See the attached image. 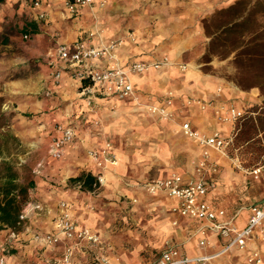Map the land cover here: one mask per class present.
I'll return each instance as SVG.
<instances>
[{"label":"crops","instance_id":"1","mask_svg":"<svg viewBox=\"0 0 264 264\" xmlns=\"http://www.w3.org/2000/svg\"><path fill=\"white\" fill-rule=\"evenodd\" d=\"M30 1L0 0V81L5 82L0 95L15 102L12 110L31 118L28 127L35 136L26 144L31 151L18 159L19 165L31 168L36 175L31 186L39 200L35 204L42 208L36 214L41 215L33 222L31 210L26 219L41 230L26 235V230L20 229L25 219L15 230L17 238L7 243L11 229L0 227L5 264H53L66 248L73 249L71 243H60L53 245L58 257H52L49 250L39 253L48 245L36 236L56 232V222L54 226L52 220L62 199L79 228L99 235L102 254L110 264L152 262L159 257L164 239L176 244L182 257H211L206 264H250L247 258L252 251L259 252V264H264V242L257 231L243 248L233 246L223 251L235 232L223 237L210 230L207 222L174 214L176 199L148 196L142 187L148 180L173 174L185 181L194 180L195 167L207 153L217 164L218 173L216 188L205 199L225 211L217 221L232 219L235 231H241L251 209L264 205V178L254 180L251 174L236 170L226 154L198 144L179 126L188 122L203 134L217 132L229 138L233 126L219 121L217 110L230 103L243 109L257 101L255 90L241 91L218 73H204L193 57V61L186 59L202 39L200 19L237 0H93L91 6L74 11L66 8V0H34L39 2L37 7ZM19 30L28 35L27 41H21ZM117 38L122 43L115 57L123 68L133 62H155L164 57L189 65L186 70L166 64L142 74H130L138 103L157 104L171 94L172 104L167 111L173 112L176 122L160 120L140 110L136 101L107 96L101 89L88 95L74 75L75 68L56 57V48L61 44L86 41L88 46H96ZM53 63L63 66L57 84L52 78ZM113 63L105 57L89 62L98 68ZM98 120L96 132L89 135L87 130ZM57 124L71 127L74 138L65 146L62 158L55 160L48 151L45 155V143L50 135L54 136ZM102 133L112 143L118 164L103 172L102 191L94 200L97 211L89 213L87 197L67 188L71 178L98 172L86 150L102 145ZM44 156L48 157L39 160ZM28 198H32L30 192ZM202 226L207 228L203 247L198 244L202 237L197 233ZM142 251L147 252L148 260L142 259ZM80 253L81 248H77L70 264Z\"/></svg>","mask_w":264,"mask_h":264},{"label":"built area","instance_id":"2","mask_svg":"<svg viewBox=\"0 0 264 264\" xmlns=\"http://www.w3.org/2000/svg\"><path fill=\"white\" fill-rule=\"evenodd\" d=\"M93 0H67L66 7L70 11L84 6H91ZM103 4V3H102ZM39 6V2H34V7ZM43 17V15H40ZM26 37V36H25ZM91 37V34L89 35ZM121 40L115 39L107 43L96 46H88L86 41H76L72 44H61L56 48V57L65 65L75 68L74 75L81 83V88L88 95H94L97 89H101L107 96H114L118 99H131L136 101V93L130 81V74H142L152 68H159L162 65L169 64V60L164 57L155 62H133L126 68H123L116 62L115 50L121 44ZM108 58L114 63L107 68L93 67L89 64L90 61L98 58ZM52 78L57 84L62 75L63 66L58 63L51 64ZM181 70L185 69L184 65H180ZM83 81L87 84L83 86ZM172 104L171 94H168L163 104L158 107H152V111L159 113L163 117H169L167 107ZM221 122L234 123L243 117V109L238 108L235 104L230 103L227 106L221 107L215 113ZM182 132L194 139L198 144L226 154V149L230 144L229 138H223L219 133L215 132L211 135L203 134L190 125L184 122L181 125ZM74 138V131L71 127L57 124L54 127V136L51 138L48 146L49 156L55 160L62 158L64 148L71 143ZM89 157L98 170L97 179L100 185V179L106 170L114 167L118 163V159L112 152V146L109 142H105L101 147L92 149L89 152ZM197 177L194 180L185 181L183 177L173 174L165 178H157L148 180L143 184V191L151 197L163 195L177 200V205L172 208V212L182 217L191 218L196 221L207 222L210 224V230L223 237H229L235 232V236L226 244L223 251L228 250L233 246L243 248L248 239H250L257 231L258 238L264 242V205L261 207H253L251 215L246 226L236 232L232 224V219L227 221H217L218 218L225 216V211L222 208H216L205 197L216 188V174L218 173L217 164L209 159L207 153L203 159L199 161L195 167ZM258 171H254L257 174ZM41 205L26 203L23 205L19 223L21 224L27 217L29 211H41ZM56 228L63 234L66 239H87L96 241V237L88 230L78 228L75 222L71 219L65 203L60 204V212L56 219ZM197 233L201 235L199 246L203 247L206 244L207 228L200 227ZM17 233L10 230L7 243L15 240ZM36 238L45 243L52 244L58 241L55 234L37 235ZM72 251L66 248L59 259L54 260L53 264H68ZM211 257H182L176 244L165 242L163 249L157 259L147 264H206ZM6 258L4 251L0 250V264H5ZM250 264H259L261 258L258 251H252L247 258Z\"/></svg>","mask_w":264,"mask_h":264},{"label":"rangeland","instance_id":"3","mask_svg":"<svg viewBox=\"0 0 264 264\" xmlns=\"http://www.w3.org/2000/svg\"><path fill=\"white\" fill-rule=\"evenodd\" d=\"M66 2H65V6H66ZM29 3L31 5L33 4L34 6V0H31ZM217 11L219 10H215L214 12L200 19V26L202 28V39L199 40L197 48L189 52L191 53V56H189L186 59L192 60L191 57H193L194 61L198 64L199 68L204 73L207 74L218 73L223 77H225L226 80L231 81L241 91L250 92L251 90H255V92L257 93L256 95L257 101L250 106L243 107V111H244L243 117L235 121L234 123H229L232 124L233 131L229 137L230 144L226 149V155L231 160L234 168L242 172L243 174H251L253 179L257 180L260 178H264V95L261 94L260 90L257 87L245 89L238 86L237 80H239V78H242V80L243 79L249 80L252 78V75L247 72L245 73L239 72V69L237 68V65L235 63V53L229 55H219V56L216 55V41L213 44H210L212 35L209 36V33L207 31L208 29L206 28L207 26L206 23L210 20L212 16L216 15ZM215 25H216V18L214 22L209 21L210 31H215V27H214ZM18 33L21 41H27L28 35L25 34L23 30H19ZM166 58L169 60V65L171 66H175L179 68L180 65H184L185 66L184 70H186L189 67V65L185 62L179 63L171 60L168 57ZM2 76H4V74ZM4 88H5V82L0 81V91L3 92ZM164 101L165 98L160 100L159 103L157 104H144V103H138L137 101L136 104L139 105L138 107L140 108V110H143L148 114L157 116L160 120H166L168 122H176V118L173 112L169 111L170 114L169 117H163L159 113L152 111L151 109L152 107H158L161 104H163ZM12 103L10 97H5L4 95H0V157H6L14 163L16 171L19 175V179H18L19 183H21L22 186L28 187L27 198L23 205H25L26 203L35 204L39 202V200L35 198V191L32 190V186H28V184L30 182L32 184L33 177H35L36 175H34L31 172V168L29 169L28 167L19 165V159H18L19 157L24 158V156L27 155V152L31 151L29 148L27 149L26 144L28 141L30 143L34 139L35 135H32L30 131L32 129L28 127V124L31 122L30 116L27 113H20L18 110H14V109L12 110L11 109L12 105L13 107H16L15 102L12 101ZM182 123H180L179 126H181ZM96 125H99V120L94 123V126L92 128H89L87 130V133H89V135L94 134L96 132L95 131ZM12 137H16L17 140L16 141L12 140ZM102 139H103L102 145L105 142H109L112 146V143L108 139L103 137V133H102ZM50 141H51V135L48 138V141L45 143L46 146L45 155L47 154ZM90 150L92 149L89 148L86 150V155L89 159H90L89 157ZM47 157L46 156L40 157L39 160L42 159L45 160ZM254 171H258V173L254 174ZM93 175L96 176L97 173L95 172ZM101 188L102 186L99 185V187H97L94 191H82L78 188V186H75L70 183L67 189L77 194H82V195L84 194L88 199L86 202L87 212L94 213L97 211L94 200L96 197H99L102 191ZM29 192L32 194V198L30 199L28 198ZM62 202L65 203L71 219L75 221L74 218H72L71 216L67 202L62 199L55 207L56 216L52 220L53 225L56 222V219L59 215L58 211L60 209V204ZM33 213L35 218L32 216L30 217V219H32V221L35 222L34 220L36 218H39L41 213L36 214L37 211H34ZM20 229L21 230L25 229L26 230L25 232L27 233L26 235L33 234L34 232L41 230L37 226H35V223L29 224L27 219L25 221V225L21 226ZM82 229L88 230L87 228H82ZM55 230L56 232L53 233L58 237V241L56 243L47 244L48 247L46 248L39 249V253L42 252L46 253L45 250H49L51 252L50 255L52 257L54 256L58 257L59 253H57L58 251L55 248H53V245L54 244L59 245L60 243H63V245H65L66 243H71L73 249L71 250L72 254L68 264L71 263L72 258L74 257L75 250L77 248H81V253L76 256V260L74 261V264H110L109 258L105 257L102 254L99 235L93 234L91 233L90 230H88L91 234H93L96 237V241H91L87 239L72 240L66 238H65L66 240H64L63 234L58 229ZM165 242H171V241L170 239H164L162 241V244L164 245ZM24 243L27 244L28 242L25 241ZM141 256L144 261L148 260L149 258L147 252L145 253L142 251ZM115 260L117 262L119 258Z\"/></svg>","mask_w":264,"mask_h":264},{"label":"trees","instance_id":"4","mask_svg":"<svg viewBox=\"0 0 264 264\" xmlns=\"http://www.w3.org/2000/svg\"><path fill=\"white\" fill-rule=\"evenodd\" d=\"M215 31H210L209 21ZM207 23L211 43L216 41V55L235 53V63L240 73H250L249 80H237L238 86L250 89L257 87L264 95V0H237L232 5L216 12ZM210 31V32H209ZM3 41H0V45ZM87 84L83 81V86ZM12 140L16 141L15 137ZM14 163L0 157V227L17 230L19 216L27 198V188L18 181ZM70 183L82 191H94L99 187L92 173H81ZM31 186V182L28 184Z\"/></svg>","mask_w":264,"mask_h":264}]
</instances>
